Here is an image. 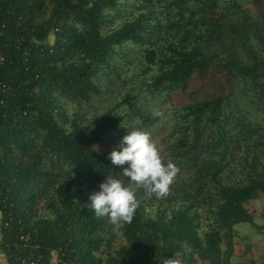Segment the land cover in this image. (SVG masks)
Here are the masks:
<instances>
[{"label": "trees", "instance_id": "1", "mask_svg": "<svg viewBox=\"0 0 264 264\" xmlns=\"http://www.w3.org/2000/svg\"><path fill=\"white\" fill-rule=\"evenodd\" d=\"M250 1L257 15L237 1L141 0L140 14L104 33L119 0H0V78L12 86L0 93V186L14 237L23 228L47 258L67 248L77 264H231L234 228L255 225L247 206L264 194V0ZM127 46L149 75L142 94L180 100L170 116L142 108L134 90L93 120L69 114L62 100L100 96ZM166 122L162 160L178 168L168 192L138 189L119 227L97 218L89 194L106 176L128 183L108 158L118 135L152 136ZM115 235L124 243L108 252Z\"/></svg>", "mask_w": 264, "mask_h": 264}, {"label": "clouds", "instance_id": "2", "mask_svg": "<svg viewBox=\"0 0 264 264\" xmlns=\"http://www.w3.org/2000/svg\"><path fill=\"white\" fill-rule=\"evenodd\" d=\"M108 158L116 168L121 169L128 183L115 176H106L98 185V190L89 194L85 207L97 218L107 217L117 227L131 222L138 206V189L163 196L178 172L172 161L163 162L150 135L138 129L128 130ZM126 163L127 167H124Z\"/></svg>", "mask_w": 264, "mask_h": 264}, {"label": "rangeland", "instance_id": "3", "mask_svg": "<svg viewBox=\"0 0 264 264\" xmlns=\"http://www.w3.org/2000/svg\"><path fill=\"white\" fill-rule=\"evenodd\" d=\"M223 1L221 4L222 6H228L233 3V1H237L242 8H246L253 12L254 14H258L257 8L253 6L250 0H221ZM141 0H119L118 6L116 9L109 10L106 12L105 16V26L103 27V32L108 33L112 29L120 27L123 23L134 19L138 14H140V4ZM131 47L127 46L123 49H118L117 53L113 56L111 60V67L109 68V74L106 73L101 78V92L102 94L98 97H96L90 104H84V103H77L68 101L66 99H63L62 101L67 104L68 112L69 114H73L75 112H81L85 114L86 118L88 120H93L94 116L97 114L103 113L105 110H107L109 107L113 106L117 99L120 97L126 95L128 91L134 90L135 94H140L139 97V105L144 109L154 110L155 112H159L161 115L164 113H168L170 116V110L174 107H177L179 104L177 98H173V100H170L168 102H161V101H153L152 99H149L148 97H145V94H142L143 90V83L148 81L149 75H143L142 69L140 63L135 58L134 53L131 51ZM138 52L139 50L136 49ZM131 51V52H130ZM139 57V56H138ZM218 79H220V75H216ZM126 80V82H124ZM213 82H217V80H214ZM215 90V87H211L210 91L213 92ZM227 92L228 89H227ZM241 105L239 102H231V107L234 108L236 106ZM168 116V117H169ZM164 118V121L167 120V118ZM166 125H161L157 127L156 131L151 137L152 141L156 144V146L159 149V153L161 157L166 154L165 152V145L163 144L164 138L168 135L170 132V123L166 122ZM125 135L119 134L118 136L122 138ZM108 143L101 144L97 149L99 151H105L108 149ZM59 172V170H55V173ZM67 174V173H65ZM61 177H67L61 174ZM67 179H70L69 181L74 180V177H67ZM92 190V187L89 188ZM43 204H40L38 206V211L40 214L43 213ZM113 245L111 246V249H108V252H113L120 248L123 243L124 239H122L120 236L115 235V237L112 238ZM104 252V250H103ZM100 256V253L97 254ZM103 256L106 257V253H103ZM155 264V263H153ZM161 264H164L161 262ZM205 264H209L208 262Z\"/></svg>", "mask_w": 264, "mask_h": 264}, {"label": "built area", "instance_id": "4", "mask_svg": "<svg viewBox=\"0 0 264 264\" xmlns=\"http://www.w3.org/2000/svg\"><path fill=\"white\" fill-rule=\"evenodd\" d=\"M4 62V57L0 56V68ZM12 86L4 82L0 78V93L11 91ZM10 190L4 186H0V202L2 204V244L5 250L11 255L16 264H77L73 259L68 260L67 255L72 253L69 249L59 248L55 250L51 257L47 258L42 252V247L38 243H33L28 234L24 233L23 228L19 229V233L14 237L12 223L14 216L12 212L13 205L10 202ZM152 258V255H150ZM127 264H135L129 262Z\"/></svg>", "mask_w": 264, "mask_h": 264}, {"label": "crops", "instance_id": "5", "mask_svg": "<svg viewBox=\"0 0 264 264\" xmlns=\"http://www.w3.org/2000/svg\"><path fill=\"white\" fill-rule=\"evenodd\" d=\"M247 209L254 218V224L235 226V248L231 264H264V194ZM0 214V264H11L8 252L2 244V221Z\"/></svg>", "mask_w": 264, "mask_h": 264}]
</instances>
